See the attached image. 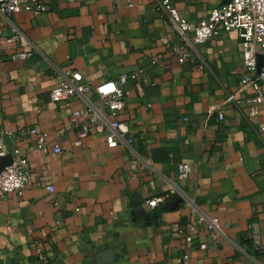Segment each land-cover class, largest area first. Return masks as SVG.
<instances>
[{"label":"crops","instance_id":"obj_1","mask_svg":"<svg viewBox=\"0 0 264 264\" xmlns=\"http://www.w3.org/2000/svg\"><path fill=\"white\" fill-rule=\"evenodd\" d=\"M39 1L46 10L18 11L3 21L6 33L15 24L38 51L13 59L0 50L3 155L23 150L32 172L22 194L0 199V264H264V251L245 237L257 221L264 245V101L252 112L247 99L254 89L239 90L246 71L239 34L221 32L180 62L174 46L181 41L159 0ZM226 1L172 4L197 22ZM140 67L147 79L124 85L129 96L121 118L131 145L111 147L104 133L80 138L70 114L81 102L51 98L60 70L78 69L96 86ZM229 92L238 103L226 100ZM34 128L47 133V152ZM55 144L63 151L55 152ZM181 162L192 166L186 189L220 220L226 237L211 240L200 214L167 196ZM161 195L166 199L157 207L147 204ZM191 218L200 225L187 243L181 230Z\"/></svg>","mask_w":264,"mask_h":264},{"label":"built area","instance_id":"obj_2","mask_svg":"<svg viewBox=\"0 0 264 264\" xmlns=\"http://www.w3.org/2000/svg\"><path fill=\"white\" fill-rule=\"evenodd\" d=\"M160 7L166 12L167 18L177 33L181 43L174 46L175 54L180 62L193 58L199 46L207 39L224 31H236L242 39V57L246 71L239 82V90L253 88L255 96L247 99L252 102V112H257L258 105L264 101L262 85L264 82V61L259 65V57L264 55V0H227L217 5L197 22H192L172 4V0H159ZM46 10V5L39 0H0V50H10L13 59H28L38 51L26 32L13 24L12 31L6 33L3 21H10V16L18 11H28L34 14ZM163 42L169 43L164 37ZM160 59H153L152 63H159ZM59 81L51 90L53 101L62 105H69L73 99H78L81 106L70 114L71 122L78 127L80 138L90 133H104L108 144L113 147L122 142L131 145L133 137L129 135V123L121 118L129 91L124 85L128 82L141 84L147 79L148 70L140 67L132 71H123L116 79H107L94 86L85 79L78 69L68 68L59 71ZM228 102H239L236 92H229ZM213 107L210 109L213 110ZM218 117L224 114L219 110ZM38 137V146L48 151L47 133L32 129ZM264 135V126L260 129ZM4 145L0 141V154H4ZM55 152H62L63 147L54 145ZM12 163L0 171V199L15 192L22 194L32 179L29 159L23 150L14 148ZM192 173V166L188 162L177 165V180H169L170 186L167 196L177 195L182 203L190 208L193 214H200V219L207 222L211 229L210 238L218 241L227 236L224 226L217 217L205 214L197 201L196 193L186 189V181ZM47 188L53 192L54 186ZM164 195L152 197L147 204L154 208L164 202ZM200 221L191 218L185 230H181L187 243H191L199 228ZM255 250L264 251L262 243V229L257 221L249 223L245 232ZM208 242L202 241L200 247L205 249ZM189 257L185 253L178 259L182 263Z\"/></svg>","mask_w":264,"mask_h":264},{"label":"water","instance_id":"obj_3","mask_svg":"<svg viewBox=\"0 0 264 264\" xmlns=\"http://www.w3.org/2000/svg\"><path fill=\"white\" fill-rule=\"evenodd\" d=\"M263 61H264V55H261L259 57V65L260 66L262 65ZM12 160H13V156L11 153H9L7 155L0 156V171H2L5 166L11 164ZM178 200L181 201L180 198Z\"/></svg>","mask_w":264,"mask_h":264}]
</instances>
